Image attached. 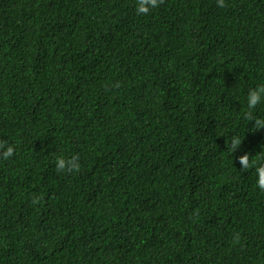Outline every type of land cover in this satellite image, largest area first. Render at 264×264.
<instances>
[{
	"label": "trees",
	"instance_id": "16d2710c",
	"mask_svg": "<svg viewBox=\"0 0 264 264\" xmlns=\"http://www.w3.org/2000/svg\"><path fill=\"white\" fill-rule=\"evenodd\" d=\"M136 3L0 0V264H264V0Z\"/></svg>",
	"mask_w": 264,
	"mask_h": 264
},
{
	"label": "clouds",
	"instance_id": "9594fccd",
	"mask_svg": "<svg viewBox=\"0 0 264 264\" xmlns=\"http://www.w3.org/2000/svg\"><path fill=\"white\" fill-rule=\"evenodd\" d=\"M225 0H217V4L221 7L224 5ZM159 3V0H137L136 11L139 14H146L152 8H155ZM264 100V84H258L255 87H251L248 90L246 101L249 112L246 113V118L249 122L254 121L252 124L253 131L264 129V117L253 116L251 110ZM242 139L239 136H233L229 144V151L234 153L236 149L241 146ZM15 146L8 144L5 148L4 142H0V153L2 158L7 159L13 156ZM241 169L247 170L250 167L254 168L255 175V187L260 191H264V160L259 155H253L250 161V154L244 152V154L238 157ZM55 168L58 172H71L73 174L80 171L81 163L77 156L65 157L58 155L55 158Z\"/></svg>",
	"mask_w": 264,
	"mask_h": 264
}]
</instances>
